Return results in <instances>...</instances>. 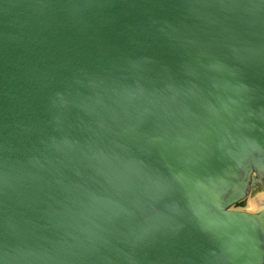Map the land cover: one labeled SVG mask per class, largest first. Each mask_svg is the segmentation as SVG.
Wrapping results in <instances>:
<instances>
[{
	"label": "water",
	"instance_id": "1",
	"mask_svg": "<svg viewBox=\"0 0 264 264\" xmlns=\"http://www.w3.org/2000/svg\"><path fill=\"white\" fill-rule=\"evenodd\" d=\"M264 0H0V264H264Z\"/></svg>",
	"mask_w": 264,
	"mask_h": 264
},
{
	"label": "rangeland",
	"instance_id": "2",
	"mask_svg": "<svg viewBox=\"0 0 264 264\" xmlns=\"http://www.w3.org/2000/svg\"><path fill=\"white\" fill-rule=\"evenodd\" d=\"M235 208L250 211H259L264 208V179L248 193L244 203L236 205Z\"/></svg>",
	"mask_w": 264,
	"mask_h": 264
}]
</instances>
